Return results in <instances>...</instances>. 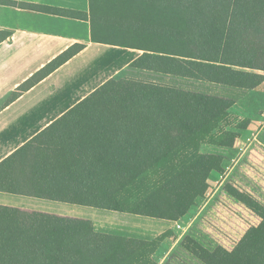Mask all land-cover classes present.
Listing matches in <instances>:
<instances>
[{
    "label": "trees",
    "instance_id": "trees-1",
    "mask_svg": "<svg viewBox=\"0 0 264 264\" xmlns=\"http://www.w3.org/2000/svg\"><path fill=\"white\" fill-rule=\"evenodd\" d=\"M91 1L93 42L142 50L131 68L241 90L264 83V0ZM82 47L30 76L7 105ZM234 104L156 81L111 78L0 162V191L183 217L205 194L207 173L224 161L223 154L206 152L202 140L215 135L232 142L250 124L246 119L240 131L226 130ZM224 189L260 223L233 250L192 240L185 252L201 264H264V203L233 182ZM157 248L95 232L88 220L0 205V264H157Z\"/></svg>",
    "mask_w": 264,
    "mask_h": 264
},
{
    "label": "crops",
    "instance_id": "crops-1",
    "mask_svg": "<svg viewBox=\"0 0 264 264\" xmlns=\"http://www.w3.org/2000/svg\"><path fill=\"white\" fill-rule=\"evenodd\" d=\"M91 10V0H0V38L5 37L0 41V162L107 80L158 75L130 67L143 54L142 50L93 42ZM74 45L83 46L79 53L7 105L8 97L20 84ZM224 88L239 95L233 98L235 104L229 113L250 120V124L232 142L226 141L222 165L207 173L209 188L187 215L156 218L2 191L0 205L88 220L95 232L156 243L153 258L161 264L162 257L181 238L176 225L194 221L197 212L214 201L222 178L244 187L264 203V193L256 190L257 184L250 178L253 174L244 160L252 143L264 149V116L259 115L264 83L254 90ZM219 175L220 180H216ZM214 180L220 183L218 187ZM226 198L245 207L227 191ZM200 203L205 207H199ZM248 211L255 225L259 224L261 219Z\"/></svg>",
    "mask_w": 264,
    "mask_h": 264
},
{
    "label": "rangeland",
    "instance_id": "rangeland-1",
    "mask_svg": "<svg viewBox=\"0 0 264 264\" xmlns=\"http://www.w3.org/2000/svg\"><path fill=\"white\" fill-rule=\"evenodd\" d=\"M123 58L120 59L122 61ZM125 77V76H123ZM139 79L156 81L158 83L169 84L177 88L202 91L205 93L220 95V96H232V98H237L239 95L237 93H228L226 88H222L219 85L199 82L190 79L172 77V76H159V75H147L144 74L143 77ZM233 92V91H232ZM230 94V95H229ZM227 96V97H228ZM261 110H259V115L264 116V103L260 105ZM256 112V110H255ZM258 113V112H256ZM230 118L226 120V130L229 131H240V127L245 122L246 119L237 117L235 114L230 113ZM205 144L203 149L206 152H214L218 154L226 155V137H216L210 136L202 140ZM216 144H222L216 146ZM250 150L248 151L245 162L250 167V171L253 175H250L252 181L257 184L256 190L261 193H264V149L259 147L256 143H252ZM243 160V161H244ZM226 173V169H225ZM226 174H221L225 176ZM220 175L216 180H220ZM214 180L217 187L220 185L217 184L218 181ZM216 181V182H215ZM221 185L218 193L216 194L214 201L208 205L204 211H198L197 214L193 217V225L189 229V232L183 234L179 232L181 236L178 243L173 247V249L168 252L166 256L162 257L161 264H201L196 262L195 259L190 257L185 252V246L191 244L192 240L199 241L205 247L213 250L217 246H223L230 250L234 249V246L240 238L244 235L246 230L251 226L255 225L253 219L250 216V213L246 207H240L236 203L230 202L226 198L225 185L228 182H233L232 180H220ZM235 183V182H233ZM236 184V183H235ZM238 185V184H236ZM253 185V184H252ZM239 186V185H238ZM241 189L247 190L242 186H239ZM209 186H207L208 190ZM248 191V190H247ZM249 192V191H248ZM251 193V192H250ZM258 194V193H257ZM261 196V194H258ZM202 202V201H201ZM204 208V204L200 203V206ZM189 227L190 222L186 223ZM185 242V243H184ZM158 264V263H157Z\"/></svg>",
    "mask_w": 264,
    "mask_h": 264
},
{
    "label": "built area",
    "instance_id": "built-area-1",
    "mask_svg": "<svg viewBox=\"0 0 264 264\" xmlns=\"http://www.w3.org/2000/svg\"><path fill=\"white\" fill-rule=\"evenodd\" d=\"M192 225H193V222L192 221L190 222L189 227H187V225H183L182 223H178L176 225V228H177V230L179 232H182L183 234H185V233L189 232V229L192 227Z\"/></svg>",
    "mask_w": 264,
    "mask_h": 264
}]
</instances>
